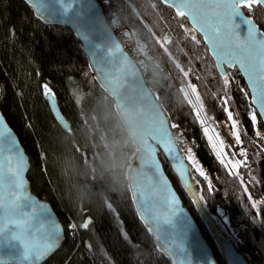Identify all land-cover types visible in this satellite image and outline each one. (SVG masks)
<instances>
[{
  "label": "trees",
  "instance_id": "obj_1",
  "mask_svg": "<svg viewBox=\"0 0 264 264\" xmlns=\"http://www.w3.org/2000/svg\"><path fill=\"white\" fill-rule=\"evenodd\" d=\"M97 1L115 34H123V46L134 45L129 53L171 129L205 167L206 178L189 166L203 197L198 202L159 153L215 258L225 264L214 238L217 225H209L206 216L221 223L250 264H264V219L253 207L254 201L264 202V136L249 118L250 95L241 74L225 68V87L202 37L191 33L199 43L193 41L184 31L191 29L187 19L160 0ZM243 11L264 33L263 8ZM44 84L55 94L67 131L53 118ZM196 97L229 125L225 108L238 114L239 147L247 152V166H240L238 175L221 168L208 149L192 115ZM0 110L28 157L31 192L50 205L63 227L62 241L43 264H171L134 208L127 171L136 147L128 142L113 99L94 78L76 35L38 19L24 0H0ZM256 124L264 130L258 114ZM109 144L117 150L116 171L101 166Z\"/></svg>",
  "mask_w": 264,
  "mask_h": 264
},
{
  "label": "water",
  "instance_id": "obj_2",
  "mask_svg": "<svg viewBox=\"0 0 264 264\" xmlns=\"http://www.w3.org/2000/svg\"><path fill=\"white\" fill-rule=\"evenodd\" d=\"M24 1L32 7L35 16L44 23L66 26L76 35L94 78L113 99L121 121L126 122L129 126V130L126 131L127 135L137 137L138 142L134 143L136 151L127 171V181L136 213L141 222L150 230L158 250L169 259L171 264H219L199 226L188 209L184 207L159 158L161 152L179 179L181 186L191 195L192 192L189 189H193L194 195L192 196H195V187H191L187 181L189 164L180 153L176 135L171 129L161 105L147 86L140 66L124 48L106 21L99 2L97 0ZM160 1L168 6L164 0ZM261 7L264 10V6ZM170 8L175 12L173 7ZM241 11L244 13L243 9ZM244 15L247 16L245 13ZM185 18L192 27V21ZM236 23L239 25L237 35L241 39L245 38L247 35L246 26L240 23L239 18L236 19ZM259 31L263 33L260 29ZM197 33L202 37L220 73L221 68L224 72L225 68H237L251 98L253 93L249 87L248 77L241 71L239 63L234 62L235 66L233 67L228 65V59H231L232 52H235L236 55L244 54L235 48H230L226 50L228 59L221 62L213 54L206 38L201 32L197 31ZM46 98L54 120L63 130L67 131L69 125L56 101L53 105L50 104L49 98ZM257 114L264 127V117L260 115L259 111ZM0 118L15 137L19 150H22L25 158L24 171L22 172V194L30 199L27 203L21 201L19 206L23 213L19 219L29 220L25 234L29 239L35 237L39 240L44 234L40 230L41 226L46 230L49 224H58L62 229L58 241L59 246L63 239V227L50 205L31 192L27 179L28 157L1 110ZM122 124L124 126V123ZM166 146L170 147L171 151H166ZM5 155L9 154L5 153ZM177 169L186 173L183 179ZM40 204L46 205V208L40 209L38 207ZM3 217L4 209L0 208V223L4 222ZM214 238L221 248L225 264H250L245 255L234 245L226 244L216 234H214ZM53 251L40 260L25 259L22 244L12 239L10 232L0 236V264H4L5 261L7 264H43Z\"/></svg>",
  "mask_w": 264,
  "mask_h": 264
},
{
  "label": "snow or ice",
  "instance_id": "obj_3",
  "mask_svg": "<svg viewBox=\"0 0 264 264\" xmlns=\"http://www.w3.org/2000/svg\"><path fill=\"white\" fill-rule=\"evenodd\" d=\"M164 3L175 9L177 17H187L192 21L191 29L184 28L185 33L191 35V33L197 31L201 32L219 61L223 62L225 59H228V52L226 50L230 48H235L244 54L236 55L235 52H232L231 59H228V65L229 67H233L235 66L234 62H238L241 71L248 77L249 87L253 93L249 101L250 110L248 111V115L255 126L257 111L264 117V33L259 31L253 19L245 16L241 9L251 11L254 6H264V0H164ZM237 18L247 29V35L243 39L237 35V29L239 28V25L236 23ZM191 39L199 43L195 35H191ZM221 75L224 85L227 87L229 77L222 68ZM42 88L45 96L49 98L50 104L54 105L55 94L47 84L42 85ZM244 95L246 98L248 97L247 92H244ZM227 99L226 97L225 104L227 103ZM225 111L231 123L236 143L240 145L242 141L240 138V122L237 118L238 114L234 115L227 108H225ZM197 115L199 116V112ZM199 122L201 125H205L203 132L209 144L216 152L220 162L225 164L224 153L217 151V144L214 143V136L209 135L210 129L206 125V121L201 119ZM173 127H177V125H173ZM256 134L260 135L258 131ZM218 135L216 133V136ZM220 143H223V141H220ZM165 150L171 151V148L166 146ZM188 151L189 155L186 159L191 162L192 166L196 168V171L201 176H205L206 178V174L197 166L198 162L191 155V149ZM5 153L9 155L6 156ZM233 155L235 156L236 154L234 153ZM239 155L245 159L235 160L231 163L233 175H238L236 169L240 166H247V152L243 147H241ZM24 160L22 150H19L15 137L7 125L3 123L2 118H0V208L4 209V222L0 223V236L10 232L11 238L22 244L25 259L33 258L40 260L58 246L62 229L55 223L49 224L46 230L41 226L40 230L44 234L39 240L35 237L29 239L25 234L28 229L29 220L19 219L23 215L19 208L21 201L27 203L30 199L22 194ZM225 166L228 167L229 165L225 164ZM177 171L183 179L186 173L180 172L179 169ZM241 183H244L243 178H241ZM244 191L247 192L248 189L245 188ZM200 199H203V197H200ZM38 207L45 209L46 205L40 204ZM253 207H256L255 201L253 202ZM82 226L86 228L88 224L85 223ZM70 227L75 228L76 226L70 225ZM4 264H7V262L5 261Z\"/></svg>",
  "mask_w": 264,
  "mask_h": 264
},
{
  "label": "rangeland",
  "instance_id": "obj_4",
  "mask_svg": "<svg viewBox=\"0 0 264 264\" xmlns=\"http://www.w3.org/2000/svg\"><path fill=\"white\" fill-rule=\"evenodd\" d=\"M120 34H122V33L120 32ZM122 36H123V34H122ZM124 39H123V41L125 42ZM127 45L130 46V50H127V49L126 50L128 52L133 51L132 47L134 45L129 44V43H127ZM198 112H199V116L197 115ZM192 115H193L197 125L199 126V129H200V132L203 136V139H204L205 143L207 144L208 149L210 150V152H211L212 156L214 157V159L216 160V162L219 163L221 168H223L225 171L232 173L231 163L234 162L235 160H242L245 158L239 155L241 147H239V145L236 143L235 137L233 135V130H232L231 124L229 125L228 123H226L223 120H219V119L214 118L207 111L203 101L199 97L195 98L194 106L192 109ZM201 119H204L206 121V125L210 129L209 135L214 136V143L217 144V151H221L222 153H224L223 158L225 160V164L229 165L228 167H226L225 164H222L220 162V159L217 157L216 152L212 149L211 145L209 144L208 139L203 132V128L205 125H201L199 122ZM255 129H256V133H257V131L260 133V137L264 136V130L260 129V127H258L257 124H255ZM216 133H218L219 135L216 136ZM176 138L180 142L181 138L179 137V135H176ZM257 140L260 142L259 137H257ZM220 141H223V143H220ZM189 149H191V155H193L195 160L198 162L197 166L199 168H201L204 171V173H206L205 167L203 166V164L199 160L195 150L191 146H189L185 141L181 140L180 150L182 151L185 159L189 155V151H188ZM234 153L236 154L235 156L233 155ZM186 161L189 164V166H191L192 170L199 174V172L196 171V168L192 166L191 162L188 161L187 159H186ZM238 169H236V171ZM187 181H188L189 185L195 187V196L194 197L198 202H200V199L198 197L199 196V194H198L199 189H198L197 184L195 183L196 181H194L192 178L190 179L189 175L187 177ZM256 205L259 208V210L261 211L262 217L264 219V202H262L261 200H258V201H256ZM206 218H207L206 220L209 223V225L214 226L213 222L216 223L217 227L215 228V234L217 236L222 238V240L226 244H229L230 246H233V245L235 246V243L231 240L230 235L224 231L221 223L212 220L208 216H206Z\"/></svg>",
  "mask_w": 264,
  "mask_h": 264
},
{
  "label": "clouds",
  "instance_id": "obj_5",
  "mask_svg": "<svg viewBox=\"0 0 264 264\" xmlns=\"http://www.w3.org/2000/svg\"><path fill=\"white\" fill-rule=\"evenodd\" d=\"M122 123H124L125 131H128L129 126L126 124V122H122ZM128 142H129V144H133V143L138 142L137 137L134 135H129L128 136ZM107 149L108 150L106 152L105 157L101 160V166L108 169V170L116 171L118 169H114L113 165L117 162V154H116L117 150L111 144H109L107 146Z\"/></svg>",
  "mask_w": 264,
  "mask_h": 264
},
{
  "label": "built area",
  "instance_id": "obj_6",
  "mask_svg": "<svg viewBox=\"0 0 264 264\" xmlns=\"http://www.w3.org/2000/svg\"><path fill=\"white\" fill-rule=\"evenodd\" d=\"M116 36L121 41V43L123 44V36H122V34L119 33V34H116ZM124 48L127 49V50H130V46L129 45L124 46ZM180 144H181V142L179 143V147H180Z\"/></svg>",
  "mask_w": 264,
  "mask_h": 264
},
{
  "label": "flooded vegetation",
  "instance_id": "obj_7",
  "mask_svg": "<svg viewBox=\"0 0 264 264\" xmlns=\"http://www.w3.org/2000/svg\"><path fill=\"white\" fill-rule=\"evenodd\" d=\"M191 187H193V186H191ZM191 190H192V191H191V192H192V195H194L193 189H191Z\"/></svg>",
  "mask_w": 264,
  "mask_h": 264
}]
</instances>
